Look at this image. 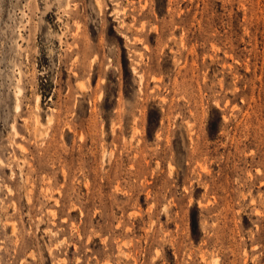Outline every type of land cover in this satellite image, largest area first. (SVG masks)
Wrapping results in <instances>:
<instances>
[{"label": "rangeland", "instance_id": "rangeland-1", "mask_svg": "<svg viewBox=\"0 0 264 264\" xmlns=\"http://www.w3.org/2000/svg\"><path fill=\"white\" fill-rule=\"evenodd\" d=\"M0 264H264V0H0Z\"/></svg>", "mask_w": 264, "mask_h": 264}]
</instances>
